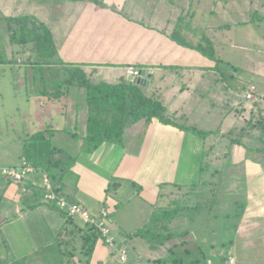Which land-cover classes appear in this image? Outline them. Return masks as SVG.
Instances as JSON below:
<instances>
[{"label":"crops","instance_id":"obj_1","mask_svg":"<svg viewBox=\"0 0 264 264\" xmlns=\"http://www.w3.org/2000/svg\"><path fill=\"white\" fill-rule=\"evenodd\" d=\"M33 1L13 0L6 2V0H0V16H10L17 13L23 15L25 13L34 14L36 11L40 17L47 20L53 30L59 47L57 52L59 61L56 62L89 69L94 72L96 80H99L95 77L98 69L108 68L107 66L110 65L108 62L97 63L96 61L99 58L114 59L115 61L120 59L119 62H114L115 69H117V66H140L138 67L140 69L152 70L153 75L148 87L149 92L154 93L151 94L162 101L167 113L170 115L169 117H174L180 123L185 122L202 131L212 132L211 135L203 139L181 131L174 126L164 125L154 119L148 125L140 122L126 129L122 145L105 142L95 151L86 152L82 139L86 131L87 116L86 107L84 106V91L73 89L72 93L62 96L55 103H46L45 101L41 103L40 98H49L48 95L54 93L55 89L43 85L41 77L25 72V69L32 67L35 61L31 57L34 52L30 51V46H27L28 51L25 53L28 58L31 57L30 64L20 60L21 63L14 66L15 68H24L21 76L31 82L30 91L36 102V113H34L37 115L38 121L36 123V119H33V122L36 123L35 128L29 130L28 133H22L21 139H19L21 140L20 147H22L21 152L18 153L19 164L25 157L23 155L25 145L31 148L32 164L42 158L49 157L52 149L59 151L55 152V159L67 160L69 157H73L75 167L63 176L60 182L69 201L83 207L96 219L100 217V211L107 210V223L115 237L116 244L118 247L125 246L128 250L129 261L126 264H161L158 260L147 261L145 258L142 259L140 256L142 247L136 243L139 237L131 238L127 235L131 231L136 232L144 227V223L148 219L151 220L152 215L158 208H165L164 205H167V201L172 197L170 195L175 189L187 187L196 189L207 180H204L203 166L205 158L210 156L207 153L209 150L212 152V160L218 159L217 150H214L217 141L218 146L226 144L227 147L232 144L231 141H225V133L234 131L231 129L230 91L226 90L229 87L226 85L225 76L215 72V57L210 56L209 58L208 56H202L201 53L206 43L212 44L215 49L216 46L218 48L221 44H224V34L222 33L231 30L233 26L229 28L222 27L230 24L229 22L214 25L215 11L209 8L200 10L199 5H196L193 18H199V21L194 28L189 27V29H193V35H196V41L193 42L194 38L192 35L189 36L190 39L187 38L185 43L192 46H187L181 37V33L184 32H179L183 15L182 8L174 4L172 0H162V8L160 7L158 10H156L157 8L154 9L148 0H123L121 7L115 5V0H112L111 4H108L106 0V5L111 9L116 26H121L120 20L123 24L121 26V36L111 44L110 42H102L101 37H99V40L95 38L100 32L94 26L85 29L86 17L85 20H79L75 30L68 26V22L72 20L73 10L83 11V13H80L81 16L85 12H89L92 17L96 18L97 12H99V7L96 5L62 0L63 11L60 23L65 22L66 27L59 29V31L57 26L59 27L60 23L58 25L56 23L52 24L49 14L51 10L48 6L42 12L40 10L42 7L36 4L38 0ZM197 2L201 1L196 0ZM130 3H133V5L130 6ZM3 5L4 8H2ZM40 11L42 14H40ZM46 12L49 17L45 15ZM154 13H157L156 16L160 20L159 24L156 25H154L155 17L152 16ZM134 20L137 21L135 25ZM213 31H217V33H214V35ZM217 34H222L219 35V39ZM87 35L89 36L86 38ZM214 37L217 38L216 45ZM95 41L98 43H94ZM152 53H155V55L160 54L162 62L149 59ZM1 66L6 65L0 64ZM9 66L13 67L12 64ZM22 77L19 79L22 80ZM43 78L52 81L50 75H45ZM122 78L125 79V77ZM121 79H118V81ZM103 81L108 82L107 80ZM257 90L259 92L258 88ZM44 93L46 94L44 95ZM244 93L245 91L240 94L241 100ZM259 94L261 93L259 92ZM25 96L27 98L30 96L28 91ZM260 102L264 104L262 100L258 101V103ZM241 103L243 106L240 107V118L249 120L251 117L254 121L256 117L253 116L259 108L257 102L251 101L247 104L246 101L242 100ZM41 108H45L46 112L41 111ZM198 108L204 110L205 117L203 120L195 116V114H198ZM247 108H252L254 112L249 119L245 116ZM51 114L61 115L65 119L64 123H55L51 118ZM215 115H218L217 122L222 121L223 125L229 122V127L225 126L224 130H221L220 125L214 127L213 118ZM46 117L49 119V123L44 119ZM27 119L28 117H26ZM137 128H140L141 135L139 133L135 134ZM237 129L240 130L239 133H243L244 127ZM41 131L45 132L43 141H47L53 146L49 152L46 149L41 151V147H37L38 143L36 141L29 140L31 136ZM47 132L49 133L47 134ZM74 133H77L78 136ZM212 135L215 137V143L210 141L208 145L207 139L211 138ZM232 145V149H234L232 155L228 153L222 155L223 158H221L223 162V165H221L223 172L221 184L224 193L221 194L222 196L219 195L220 201L215 200L213 209H225L227 207L233 209L238 205L243 209V212L242 217L241 214L237 217L244 218L247 215V218L237 227L236 233L234 231V238L229 240V254L225 256L224 251L220 250L218 255H214V257L217 256L214 261L225 264L229 258H234L235 264H252L251 262L256 261V264H264V261L259 262L257 260L264 255L261 254L264 252V240H261L259 245H250L251 238L256 239V228L258 226L252 220H247L252 216L251 211H259L260 209H262V214L256 218L258 220L261 217L260 220H264V184L262 181L264 180V167L261 165L264 158L260 157L264 150L251 147L245 143L236 148V144ZM246 148L252 152L247 151ZM36 151L39 157L36 155ZM16 163L0 166V210L4 212V218L10 220L1 229L4 227L8 230L11 240L15 242L16 246L20 242L19 233L16 231L20 227L19 224H26L29 219L42 221V227L45 230L47 228L49 234L47 235H51L56 243H62V245L59 244L57 249L63 248L65 255L64 245L73 247L72 249L76 248L75 246L79 245L81 239L83 241V236L88 231L87 224L80 217L69 218L44 201L42 196L39 195L42 192L37 187L41 183L40 176L35 175L32 179L26 180L25 184H15L7 180L2 175V169L18 166L19 164ZM232 167L235 169L240 168V170L232 171ZM254 169L257 170L254 171ZM236 180H241L243 186H236ZM129 183H133L135 186L139 185V190ZM112 187V194H110ZM135 201L137 205L129 209L128 204ZM228 202L231 204L228 205ZM55 210H58V215L54 213ZM135 215L139 216L142 222L139 228L132 229L131 227L134 225L128 224L127 218H133ZM220 216L215 213L212 215L214 221ZM34 224L40 228L39 223ZM248 226H251L250 229H248ZM259 226V233L264 235L262 231L263 223ZM56 233L58 234L56 235ZM128 244L133 245L129 248ZM220 244L225 245L224 242L217 245ZM20 247L21 251L19 252H24V246L21 243ZM83 247L80 251L81 254L71 264H86V257L83 255L86 250ZM18 250L17 247L14 257L20 260L23 255L18 256ZM72 254L75 255V253ZM202 256L205 255L202 254ZM249 258L251 262H249ZM0 260L3 261L4 259ZM56 262L57 259L56 261L53 260L51 264H57ZM40 264L47 263L42 259ZM62 264H64V261ZM89 264L125 263L121 262L114 251L98 240Z\"/></svg>","mask_w":264,"mask_h":264},{"label":"rangeland","instance_id":"obj_2","mask_svg":"<svg viewBox=\"0 0 264 264\" xmlns=\"http://www.w3.org/2000/svg\"><path fill=\"white\" fill-rule=\"evenodd\" d=\"M11 1L13 0H6V2ZM35 1L36 0H34L33 2ZM101 1H103V3H106V0ZM118 1L119 0H115V5L121 7V5L123 4V0H120L119 2ZM148 1L151 3V6L154 9L157 8L156 10H158V8H162V0ZM172 1L174 4H177L182 8L183 15L180 22L181 25L179 27V32H184L181 33V37L183 38L184 43L187 42V38L190 39L189 36L191 35L194 38L193 42L196 41V35H193V29H189V27L194 28L196 26V23L199 21V18H193V11L196 9V5H199L200 10L209 8L215 11L216 17L213 18V21H215L214 25H219L223 22H229V25L233 26L231 30H227L223 33L221 32L222 34H224V44H221L218 48L216 46L215 49L212 44L206 43L201 55L208 56L209 58L210 56L215 57V72L225 76L226 85L229 87L226 90L230 91V109L232 114L231 129H233L234 131L225 133V141L228 142L233 141L234 139H238L240 142L245 143L251 147H258L264 150V104L261 102L258 103V101L261 100L264 102V21L257 18L259 16H264V0H199L201 2L197 3L196 0ZM107 2L108 4H111L112 0H107ZM61 3L62 0H38L36 2L39 7H42L40 8L42 12L47 6L51 10L49 14L53 25L55 23L57 25L58 23H60V17L63 11ZM131 5H133V3H130V6ZM4 7L5 6L3 5L2 8ZM41 11L40 14H42ZM98 11L99 12H97V17L95 18L92 17L88 12H85L81 16L80 13H83V11L80 12L73 10L72 20L71 22H68V26H71L72 29L75 30L77 26L76 24H79V20H85L86 17L87 23L85 22L84 24L85 29H87L89 26H94L97 31L100 32V34H98V36H96L95 38H98L99 40V37H101L102 42H110L111 44H113V42L121 36V26L123 24L120 20L121 26H116L115 22L113 21V14L111 13V9L107 5L106 8L102 10L99 9ZM45 15L48 16L47 12L45 13ZM156 15L157 13H154V15H152L153 17H155L154 25L159 24L160 21L159 17ZM253 20H255L258 25L252 22ZM136 22L137 21L134 20V25L136 24ZM63 27H66L65 22L60 23V26H57V29L59 30ZM0 31L3 36V46L9 54L10 63L13 65V67H10L9 65L0 67V166H6L7 164L16 162H18L16 164H19L20 158L18 156V153L21 152L22 148L20 147L21 140L19 139H21L22 133H28L29 130L34 129L35 124L38 121L37 115H35L36 102L30 91L31 82L27 81L26 78L21 76L23 74L24 68L14 67L15 65H19L18 63H21L20 60L22 62L28 61V56L25 55V53L18 54L17 51H15L16 48L11 45L9 41L11 33L6 22L3 27H0ZM214 33H217V31H213V34ZM222 34H217V38L219 39V35ZM88 36L89 35H87L86 38ZM217 38L214 37L215 45L217 44ZM94 43L98 42L95 41ZM39 56L47 61H52L55 63L56 61H59L57 53L54 55L47 52L46 55L39 54ZM149 59L155 60L156 62H162V56H160V54L155 55V53H152L149 56ZM119 61L120 59L118 61L107 58L97 59V63L108 62V64L110 65L107 66L108 68H99L95 73V77L99 80H107L110 83H117L118 79H121L122 77H125L124 80L126 81L133 82L132 80H130V78L135 77H130L127 75V69L129 67L117 66V69H115L113 64L114 62ZM135 68L139 70H150L146 68ZM21 77L22 80L19 79ZM252 85L257 87L259 89V92L261 93L259 94V92H257L258 95L261 96V98L257 97L255 100L259 108L257 109V112L255 114L252 108H247V113L245 116L249 119V117L254 114L253 117H256L254 122L259 121V124H257L258 126L256 124H253L254 122L252 121L251 117V120H247L245 118L246 121L245 119L240 118V107L243 106L241 101H246L247 104H249L248 102H251L247 101L245 97H243L241 100L240 94L243 91L246 92V90ZM27 91L30 94L28 98L25 96ZM149 93L151 94L152 92L150 91ZM40 101L41 103H44L45 100L44 98H40ZM85 105L86 104H84V106ZM197 110L198 114H195V116L198 119L203 120L205 117V114H203L204 110H200V108H198ZM41 111L46 112V109L41 108ZM259 111L261 112L259 113ZM166 114L170 116L168 113ZM26 117H28L27 120ZM217 117L218 115H215L213 118V123H215L214 127L216 125H220L221 130H224L225 126L229 127V122L223 125L222 121L220 123L216 121ZM51 118H53V121L55 123L59 124H63L65 121V119L61 115L57 114H51ZM33 119H36V123L33 122ZM44 119L47 123H49V119H47V117ZM140 122L144 123V121ZM205 122L210 124L207 121ZM249 122L251 123L249 124ZM248 125L254 128H249ZM242 127L249 128V130H247L246 133H239L240 130L237 128ZM135 130V134H140V128H137ZM48 133L49 132H47V134ZM210 141L215 143L214 135H212L211 138L207 139L208 145ZM37 143V147H41V151H44V149H46L47 152H49L50 148L53 147L47 141ZM217 143L218 141L216 142V147L214 150H217L216 155L218 156L219 160L217 158V160H212V152H210L209 150L207 153L210 154V156H206L205 158V163L203 166L204 180H207L202 185H200L199 188L196 189H190L188 187L184 189H175L174 192L170 195L172 197L167 201L168 203L166 202L167 205H164V207H166L158 208L155 211L176 210L177 214L176 216H174L173 221L168 222L166 220L160 222L158 224V227H155L154 233L162 234V238L140 239L139 237L136 243L140 244L142 247V253L140 254L142 259L145 258L147 259V261L158 260V262H160L161 264H174L172 262L174 259H182L183 264H208V259H210L213 264H219L217 263V261H214L217 258V256L214 257V255H218L220 250L224 251L225 256L229 254V240H232L234 238V231L236 233L237 227L240 225V223H243L244 219L247 218V215L244 218H241L243 209H241L238 205L233 209L229 207L225 209H213L215 200L217 199V201H220L219 195L224 193V188L221 184V180L223 181V172L221 168V165H223L221 159L223 158L222 155H226L228 153H231L232 155V152L234 151V149H232V144L226 147V144L218 146ZM238 146L239 144H236L235 148ZM246 150L252 152L247 148ZM36 155L39 157L37 151ZM260 157L264 158V151L261 153ZM261 163V165L264 167V161H261ZM215 169L217 170L215 171ZM231 170L239 171L240 168L235 169L234 167H232ZM255 170L257 169H254V171ZM242 181L244 182L245 180L243 179ZM242 181L236 180L235 185L238 187L243 186ZM262 181L264 184V180ZM22 183L25 184L26 182ZM129 184L133 187H136L137 190H139L140 188L139 185L135 186L133 185V183ZM112 189L113 187L110 189V194H112ZM227 204L230 205L231 203L228 202ZM135 205H137L136 201L134 203L130 202L127 207L131 209ZM9 211L11 210L9 209ZM101 212L102 211H100V216ZM251 212L252 216L247 220H252L255 224H257L258 227H260L259 225L263 223L262 231L264 232V220H260L261 217H259L258 220L256 218L262 214V209H260L259 211L253 210ZM3 213L4 212L0 210V221L6 219L4 218ZM54 213L56 215L59 214L58 210H55ZM214 213L221 215L216 219V221H214L212 217ZM239 214H241V217H237V215ZM90 216L92 217L91 214ZM127 220L128 224L134 225L133 227H131L132 229L139 228L142 222V219L137 215H135L133 218H127ZM28 221L29 222H27L26 224H19L20 227L16 230L19 233L20 241L16 245L19 249L17 255H23L20 260L15 259L14 257L17 247L15 246V242L11 240L10 233L8 232V230L4 229V227L3 229L0 228V244L2 246V248H0V255L1 257L7 256V258L4 259L5 261L0 260L2 264H40V261L42 259H44L47 264H51L52 261H56V259L57 264H62L64 259L66 262L70 263L74 261L75 258L78 257V255L81 254L80 251L83 247V244V248H85V250L87 251L88 246L85 245L84 240L82 241L81 239L79 245L75 246L76 248L74 249H72L73 247L64 245V250L66 251L64 255V252L62 250L63 248L60 250L57 249L59 248V244L62 245V243H56L51 235L48 236L49 234L47 228L45 227V230L42 227V221L34 219H29ZM150 222L151 220L148 219L145 222L146 224L144 223V225L146 226L147 223ZM34 223H39L40 228L35 226ZM164 226H166V230L164 229ZM144 227H141L140 229ZM250 227L248 226V229H250ZM258 227L256 228V239L251 238L250 245H259L260 241L264 240V235L259 233ZM133 233L134 232L131 231L127 236ZM178 233L184 234L182 236H175L173 238H165L166 235ZM57 234L58 233H56V235ZM220 242H224L225 245H217ZM20 243L22 246H24V252H19L21 251ZM131 245L133 244H128L127 246L130 248ZM72 253H75L76 256ZM85 254L86 252H84L83 255L86 257L87 261L88 256L87 254ZM202 254H204L206 257L202 256ZM261 254H264V252H262ZM195 259H199L201 262L193 263ZM250 260L251 259L249 258V262H251ZM257 260H259V262L264 261V255L259 257ZM256 262L251 263L256 264Z\"/></svg>","mask_w":264,"mask_h":264},{"label":"trees","instance_id":"obj_3","mask_svg":"<svg viewBox=\"0 0 264 264\" xmlns=\"http://www.w3.org/2000/svg\"><path fill=\"white\" fill-rule=\"evenodd\" d=\"M66 1L96 5L99 9L106 8V3H103L101 0ZM257 18L264 21V16H259ZM5 22L11 33L9 41L11 45L16 48L15 51H17L18 54H23L28 51L27 46H30V51L34 52V55H31V57L35 59L33 66L26 68L25 72L27 74L33 73L36 77H41L43 85L51 86L55 89L54 93L48 95L49 98H44L46 103H55L59 101L62 96L72 93L73 89L76 91H84L87 116L86 131L82 136V139L84 142V150L86 152L95 151L105 142L122 145L125 130L140 121H144V123L148 125L154 119H157L164 125L174 126L181 131L191 133L203 139L212 134V132L202 131L195 126L186 124L185 122L180 123V121H177L174 117H169L166 114L167 110L165 105L155 95L150 94L148 88L126 81L124 78L117 83L96 80L94 78V72L89 69L75 66L73 64L67 65V63L62 62L55 63L41 58L39 54L46 55L47 52L55 55L59 51V47L54 37L53 30L47 20L40 17L36 11L34 14L25 13L23 15L17 13L14 15L11 14L10 16H0V27H3ZM252 22L258 25L255 20ZM223 27L229 28L230 25L226 24ZM2 37L0 31V64L10 65V57L3 46ZM184 44L187 45L188 43ZM31 57L26 61V63L28 62L27 64H30ZM45 75H50L52 81L44 80L43 77ZM45 94L46 93H44V95ZM258 122L259 121H256L253 124L257 125L259 124ZM250 123L251 122H249V124ZM248 127L250 128L252 126L248 125ZM249 128H244L242 132L246 133ZM74 135L78 136L77 133H74ZM44 139L45 132L41 131L31 136L29 140L42 142ZM231 143L242 144L238 139H234ZM55 152L59 151L52 149V153L49 157L42 158L33 165L42 168L49 174L51 180H53L55 184L57 183L61 186L60 182L63 176L71 172L75 167V159L73 157H69L67 160L55 159ZM23 155L25 156L24 158L31 163V148L27 145H25L23 149ZM39 190L42 193L37 194L43 197L44 192L41 189ZM176 214V210H160L154 212L151 222L144 228L129 235V237H140L144 239L162 238V234L154 233L155 227H158L160 222L166 220L168 222L173 221ZM9 221V219L1 220L0 228L1 225L3 226V224ZM87 226L88 232L83 236V240L85 245L88 246L86 251L88 259L86 264H89L94 247L97 241L101 238V232L96 227L90 225ZM165 228L166 226H164V229ZM183 234L184 233L166 235L165 238H173L175 236H182ZM0 248H2L1 244ZM6 258L7 256L1 257L0 255V259ZM172 262L174 264H183L182 259H174ZM198 262L201 261L199 259L193 261V263ZM71 263L72 262H66L64 259V264Z\"/></svg>","mask_w":264,"mask_h":264},{"label":"built area","instance_id":"obj_4","mask_svg":"<svg viewBox=\"0 0 264 264\" xmlns=\"http://www.w3.org/2000/svg\"><path fill=\"white\" fill-rule=\"evenodd\" d=\"M127 75L130 77H138L140 76V70L135 67H129L127 69ZM257 92L256 87L251 86L244 93V97L247 101H255L257 97L260 98ZM2 175L15 184L30 180L35 175L40 176L41 183L38 184L37 187L44 192L43 198L47 204L57 208L69 218L80 217L86 224L96 227L101 232V238L99 240L114 251L119 256L121 262L126 263L129 261L128 250L125 246L118 247L115 237L110 231V227L107 223L108 212L106 209L102 210L101 216L98 219L91 217L89 212L83 207L69 201L62 187L55 184L46 171L28 162L25 158H23L21 164L18 166L3 168ZM235 263L234 258H229L225 264ZM208 264L213 263L209 261Z\"/></svg>","mask_w":264,"mask_h":264},{"label":"water","instance_id":"obj_5","mask_svg":"<svg viewBox=\"0 0 264 264\" xmlns=\"http://www.w3.org/2000/svg\"><path fill=\"white\" fill-rule=\"evenodd\" d=\"M152 70H140V76L135 78H130L134 84L148 88L150 85V80L152 79Z\"/></svg>","mask_w":264,"mask_h":264},{"label":"clouds","instance_id":"obj_6","mask_svg":"<svg viewBox=\"0 0 264 264\" xmlns=\"http://www.w3.org/2000/svg\"><path fill=\"white\" fill-rule=\"evenodd\" d=\"M209 262V261H208Z\"/></svg>","mask_w":264,"mask_h":264}]
</instances>
